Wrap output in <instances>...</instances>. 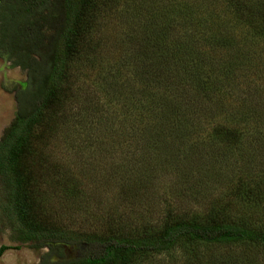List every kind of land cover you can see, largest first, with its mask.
Returning <instances> with one entry per match:
<instances>
[{
    "label": "rangeland",
    "instance_id": "374dc122",
    "mask_svg": "<svg viewBox=\"0 0 264 264\" xmlns=\"http://www.w3.org/2000/svg\"><path fill=\"white\" fill-rule=\"evenodd\" d=\"M181 1L183 4L189 2ZM178 3L180 0H109L102 3L106 5L101 9L94 40L102 44L99 46L103 51L97 53L110 64L119 58L122 60L121 52L128 57L134 56L141 49V44L148 42L150 32L156 31V23L162 15L166 16L168 5L176 7ZM170 19L172 29L168 38L180 44L187 34L194 36L199 28H196V20L195 26L177 28L178 22L173 15ZM221 21L224 22V18ZM258 54L263 62L259 64L264 67V50H258ZM16 55L0 48L2 158V139L16 114L15 93L24 89L27 82L25 71L15 64L19 62ZM221 55L210 54L214 57L213 61ZM174 63L167 61L163 73L150 69L147 73L141 68L139 79L129 81L126 78H129L130 72L126 75L123 71L120 77L112 75L105 90L99 84L97 72L87 71L79 75L75 72L76 80L72 86L75 95L71 106L79 117L92 118L84 125L85 129L81 124L74 129L78 131L80 128L82 131L78 132L84 135L77 132L72 138L54 139L47 152L51 165H59L61 171H66L67 167V174L78 178L76 186L80 190V195L73 196L72 202L65 203L63 182L52 180L50 188L47 187L49 195L46 193L45 200L40 203V220L45 221L55 239L62 240L64 245L54 247L55 254L72 258L84 254V250L74 247V238L78 235L156 230L163 225L169 212L184 219L188 216L201 219L221 204L227 208L228 215L239 223L264 220L261 215L263 208L258 211L251 203L237 201L233 187L236 182L238 186L241 179L245 184L254 183L261 177L259 171L264 170V136L260 137L262 130L264 133V80L255 81L253 89L249 80L246 98L239 95L236 103L228 96L208 101L203 98L204 94L196 90L180 86L181 90L178 87L179 82L174 78L177 71ZM212 74L215 76L217 73ZM145 87H153L157 94L161 93L163 100L157 105L159 111L164 112L165 101L172 102L182 113V116L178 114L180 121L190 120V131L179 127V131H168L169 136H162L155 142L158 121L170 117L165 115L160 120L161 115L146 113L144 103L138 104L141 90ZM130 90L134 98L129 96ZM231 93L237 94V89L233 88ZM228 104L231 107L225 111ZM245 107L252 113L251 120L238 126L244 130L243 133L250 135L248 141L233 148L209 140L212 126L226 123L224 115ZM61 113L69 116L65 109ZM179 133L183 137L177 140ZM47 174L45 172L49 184ZM41 188L45 190L44 184ZM9 191L7 182L0 175V247L9 248L0 257V264H39L43 256L50 255L51 251L42 246L45 241L41 237L27 239L30 234L16 221ZM50 259L52 263L59 261L54 254ZM241 262L264 264V247L214 245L182 251L177 248L171 254L135 257L129 264Z\"/></svg>",
    "mask_w": 264,
    "mask_h": 264
},
{
    "label": "trees",
    "instance_id": "16d2710c",
    "mask_svg": "<svg viewBox=\"0 0 264 264\" xmlns=\"http://www.w3.org/2000/svg\"><path fill=\"white\" fill-rule=\"evenodd\" d=\"M108 1L0 0V48L17 54L19 62L15 64L25 71L27 81L26 87L15 93L16 114L2 139L4 152L3 158L0 157V175L10 190L9 200L18 225L30 234L27 239L41 237L45 241L42 246L51 251L39 264H129L135 257L171 254L177 248L182 251L214 245L264 247V220L239 223L220 204L201 219L194 216L184 219L169 212L163 225L156 230L78 235L74 238V247L84 250V254L76 258L55 254L54 247L61 248L63 243L55 239L45 221L40 220V203L45 200L46 193L49 195L47 187L50 188L52 180L63 182L65 203L72 202V197L80 195V190L76 186L78 178L68 175L67 167L66 171H61L59 165H51L47 152L51 141L59 137L72 138L81 130L75 131V127L86 125L92 118L79 117L71 106L75 72H97L99 84L105 90L112 75L120 77L125 71L126 75L130 72L129 78L123 75L128 81L139 79L141 68L147 73L149 69L163 73L167 61L175 62L177 75L174 78L179 82L178 87L196 90L208 101L224 96L233 102L239 95L246 98L249 80L252 89L255 81L264 80L263 62L258 54V50H264V0H189L186 4L180 0L176 7L168 5L166 16L162 15L156 23V33L149 31L148 42L141 44V49L130 58L121 52L122 60L119 58L114 64L97 53L103 49L94 40L101 9L106 5L102 3ZM171 15L178 22L177 28L195 26L197 21L196 28H199L195 35L187 34L182 44L169 39ZM210 54L222 55L213 61ZM124 82L127 84L126 80ZM155 85L158 86V82ZM233 88L237 89V94L232 95ZM156 91L153 87L143 88L138 103H144L146 113L161 115L160 120L165 115L170 117L158 121L155 142L162 136H169L168 131H179V127L189 132L190 120L181 122L178 114L182 113L172 102L165 101L164 112L159 111L157 105L163 97ZM128 94L133 97L131 90ZM228 107L231 104L225 111ZM63 109L69 116L61 113ZM247 109L224 115L226 123L212 126L209 140L233 148L242 146L250 135L243 133L238 125L251 120L252 113ZM81 134L84 135L78 132ZM182 135L177 134V140ZM45 172H48L49 184ZM259 172L261 177L254 183L245 184L241 179L237 186L236 182L234 197L244 204L251 203L258 211L263 208L261 215L264 216V170ZM43 184L46 192L41 188ZM7 250L5 246L0 247V257ZM53 254L59 261L51 262ZM247 263L252 264H237Z\"/></svg>",
    "mask_w": 264,
    "mask_h": 264
}]
</instances>
